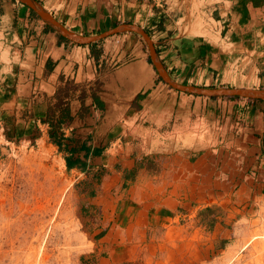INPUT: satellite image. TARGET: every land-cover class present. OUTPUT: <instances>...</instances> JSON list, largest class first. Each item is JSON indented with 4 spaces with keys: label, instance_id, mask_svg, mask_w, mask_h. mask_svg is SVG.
Here are the masks:
<instances>
[{
    "label": "crops",
    "instance_id": "0c3cea01",
    "mask_svg": "<svg viewBox=\"0 0 264 264\" xmlns=\"http://www.w3.org/2000/svg\"><path fill=\"white\" fill-rule=\"evenodd\" d=\"M36 1L81 35L122 24L140 27L178 83L264 89V4L254 7V0L214 7L217 18L225 16L233 53L198 30L188 10L201 0H165V8L159 0ZM44 25L29 12L25 20L0 14V47L13 54L11 67L0 61V84L7 86L4 92L0 87V97L33 114L23 123L25 132L37 125L47 137L48 103L68 105L61 152L77 162L72 171L97 180L109 246L126 254L171 229L186 234V224L202 209L230 217L264 200V101L165 88L136 33L89 47L62 40ZM245 51L251 54L245 67L232 69L230 62ZM140 93L145 97L138 100ZM218 218L212 240L220 233Z\"/></svg>",
    "mask_w": 264,
    "mask_h": 264
},
{
    "label": "rangeland",
    "instance_id": "374dc122",
    "mask_svg": "<svg viewBox=\"0 0 264 264\" xmlns=\"http://www.w3.org/2000/svg\"><path fill=\"white\" fill-rule=\"evenodd\" d=\"M2 2L7 16L28 17L20 2ZM188 12L198 24V4ZM132 36L149 55L142 37ZM1 55L11 67V49L0 47ZM0 87L7 90L4 83ZM22 111L0 97V264H264V200L230 217L202 209L186 224V234L171 229L126 254L109 246L97 180L66 167L45 127L25 132ZM218 216L220 233L212 240Z\"/></svg>",
    "mask_w": 264,
    "mask_h": 264
},
{
    "label": "water",
    "instance_id": "95a60500",
    "mask_svg": "<svg viewBox=\"0 0 264 264\" xmlns=\"http://www.w3.org/2000/svg\"><path fill=\"white\" fill-rule=\"evenodd\" d=\"M22 5L29 8L37 17L50 29H52L59 36L64 39L77 44V45H88L99 40L105 39L109 36L132 32L140 35L145 41L150 60L159 76V78L171 89L195 96L204 98H244L253 101H264V89H251V88H216V87H201L195 85H185L173 80L167 73L166 69L162 65L158 58L155 43L151 40L149 35L140 27L134 24H122L115 28L109 29L97 35H81L74 31L69 30L60 22H58L50 13H48L43 6L36 0H16Z\"/></svg>",
    "mask_w": 264,
    "mask_h": 264
},
{
    "label": "built area",
    "instance_id": "2783aa9c",
    "mask_svg": "<svg viewBox=\"0 0 264 264\" xmlns=\"http://www.w3.org/2000/svg\"><path fill=\"white\" fill-rule=\"evenodd\" d=\"M228 0H201L199 8V20L197 21L198 30L202 32L212 43L218 45L221 49L233 53L235 49L233 48L232 43L230 42L229 36L225 33L223 24L225 22V16H219L218 18L215 15L216 9L215 6L224 4ZM158 6L165 8V0H159ZM220 10H225V8H219ZM251 56L249 52H241L237 58L230 62L232 69H236L237 66L246 65L248 58ZM243 62V63H242Z\"/></svg>",
    "mask_w": 264,
    "mask_h": 264
},
{
    "label": "trees",
    "instance_id": "16d2710c",
    "mask_svg": "<svg viewBox=\"0 0 264 264\" xmlns=\"http://www.w3.org/2000/svg\"><path fill=\"white\" fill-rule=\"evenodd\" d=\"M2 1L3 0H0V14L3 13V11H4L3 8H2L3 7V2ZM9 1L12 2V3L13 2H16V0H9ZM263 4H264V0H254L253 1L254 7L255 6L257 7V6L263 5ZM28 12H29L30 16L38 18L37 15L34 14L29 8H28ZM44 28L47 31L54 32L52 29H50L46 25H44ZM59 37H60V39L67 41L63 37H61V36H59ZM102 40H99V41H97L95 43L88 44L87 46L91 47L93 45L99 44ZM83 46H85V45H83ZM99 53H100V51L94 53V55H99ZM159 80L163 83V81L160 78H159ZM177 93L183 94L182 92H179V91H177ZM55 97L57 99L58 98V94H56ZM144 97H145V94H141L140 93V94L137 95V99L138 100H140V99H142ZM253 102H255V101H253ZM37 103L38 102H36V104ZM49 103H48V106L46 108V118L44 120V122L49 126V129H48V139H49V141L51 143H53L55 146H57L58 149L61 151L62 150V144H63V142L65 140L64 139V136H63V132L61 131V129H62V124L64 123L65 118H68L69 117V108H68V105L65 106V107H62L61 106V101H59L58 99L53 104H49ZM21 110H23L22 111V114H21V116H22L21 119L27 120V119H29L30 117L33 116L32 113L31 114L29 113V110L28 109H21ZM64 159H65L66 167L68 169L73 168L76 165V163H77V162H71L67 158H64ZM81 259H83V258H81Z\"/></svg>",
    "mask_w": 264,
    "mask_h": 264
}]
</instances>
